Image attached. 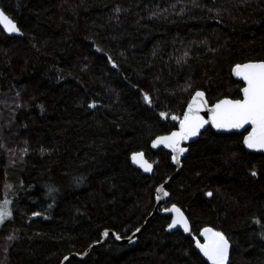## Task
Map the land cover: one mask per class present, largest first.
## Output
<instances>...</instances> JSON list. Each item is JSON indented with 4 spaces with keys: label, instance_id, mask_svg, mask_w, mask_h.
<instances>
[{
    "label": "trees",
    "instance_id": "obj_1",
    "mask_svg": "<svg viewBox=\"0 0 264 264\" xmlns=\"http://www.w3.org/2000/svg\"><path fill=\"white\" fill-rule=\"evenodd\" d=\"M1 6L24 36L0 27V203L9 199L12 211L0 227V264H60L104 230L125 237L143 225L175 171L152 141L179 126L172 116L183 118L197 90L210 104L242 98L233 67L264 61V0ZM247 132L204 131L136 243L110 235L66 264H210L195 247L204 227L229 239L227 264H264V152L244 147ZM140 151L154 162L150 175L131 163ZM173 204L189 232L169 230L164 209Z\"/></svg>",
    "mask_w": 264,
    "mask_h": 264
},
{
    "label": "snow or ice",
    "instance_id": "obj_2",
    "mask_svg": "<svg viewBox=\"0 0 264 264\" xmlns=\"http://www.w3.org/2000/svg\"><path fill=\"white\" fill-rule=\"evenodd\" d=\"M116 11L119 12L120 9L117 8ZM0 25L9 34L21 33V29L17 26L14 19L3 8H0ZM115 66L113 64V67ZM233 72L245 82V86L241 90L243 93L242 99L233 100L225 98L219 100L210 109V120H206L200 115L201 109L207 104L205 93L197 90L188 102L187 109L183 113V118L181 119L175 115L172 116V120L179 121V130L172 131L164 136H158L153 140L152 146L164 145L171 149L173 153L172 159L179 162V155L188 151L187 148L181 146L182 142L196 136L205 124L211 122L217 129H241L245 125H251V131L243 138V144L249 149L264 150V61L236 64ZM143 98L147 103H152L148 93H144ZM89 107H95V103L90 104ZM166 115V113H160L161 117H166ZM131 159L143 168L145 172L152 171V165L143 160V153H134ZM251 176L256 177L257 172L255 170L251 171ZM82 179L79 178L77 183ZM48 191L51 194L54 189L49 187ZM165 195L167 196L168 193H165ZM205 195L213 197L214 194L212 191H208ZM7 205L8 201L0 205V224L12 216V212ZM164 211H170L176 214L168 225L169 229L177 225H183L185 232L190 231L187 218L175 204L170 209H164ZM32 215L37 216L39 213L34 212ZM256 222L258 223L259 221ZM136 231L138 232L140 229L138 228ZM200 234L203 236L204 242L201 243L197 239L195 243L196 248L200 250L203 256L211 264H227L229 257V239L225 234L211 227H204ZM104 235L107 236L109 233L105 231ZM116 238L120 239V236L117 235ZM67 259L68 257H65V260Z\"/></svg>",
    "mask_w": 264,
    "mask_h": 264
},
{
    "label": "water",
    "instance_id": "obj_3",
    "mask_svg": "<svg viewBox=\"0 0 264 264\" xmlns=\"http://www.w3.org/2000/svg\"><path fill=\"white\" fill-rule=\"evenodd\" d=\"M0 8H2V6H1V0H0ZM11 18H12V17H11ZM14 21H15V20H14ZM15 22H16L17 26L19 27L18 22H17V21H15ZM0 27L3 29V26H2V25H0ZM19 28H20V27H19ZM5 33H6L7 35H9V36H18V37H22V36H24L22 30H21V33H20V34H17V33L9 34V33H7L6 31H5ZM249 62H260V61H249ZM249 62H245V63H249ZM242 64H244V63H242ZM234 67H235V66H234ZM234 67H233V68H234ZM232 73H233L234 78H235L236 80H238V81H242V82L244 83V86H245V82H244L240 77L236 76L235 73L233 72V70H232ZM199 91H203V90H199ZM203 92L205 93V91H203ZM194 94H195V93H194ZM194 94H193V95H194ZM191 98H192V97H191ZM225 98H228V97H225ZM225 98H222V99H225ZM242 98H243V93H242ZM242 98H239V99H242ZM205 99L207 100V104L205 105V107H203V108L201 109V111H200V115L203 116L206 120H210V109L212 108V106H213L216 102L213 103V104H210V102L208 101V99H207V97H206V93H205ZM228 99H232V98H228ZM190 100H191V99H190ZM220 100H221V99H220ZM233 100H236V99H233ZM218 101H219V100H218ZM218 101H217V102H218ZM186 109H187V106H186V108H185V111H186ZM209 128L213 129L215 132H225V133H243V132H245L246 130H248V132L251 131V125H245V127H244V128H241V129H217V128H215V127L211 124V122H209L208 124H205V126H204L202 129H200L199 133H198L196 136H193V137L189 138L187 141H183V142H182L181 146L187 148L188 151L185 152V153H183V154H181V155H179V157H178L179 162L174 161V160L172 159V155H173V153L171 152V149L165 147L164 145H157L156 147H153L152 144H151L152 149H153L154 151H157V150L163 148V149L167 150V151L171 154V163H172L173 166L175 167V171H174V173H173L171 176L167 177V178L165 179L164 182L160 183V184L157 186V188H156V197H155V206H154V209H153V211L151 212V214L147 217V219L145 220L144 224L138 227V228L140 229V231L137 232L136 230H134V231H132L129 235H127V236H125V237L120 236V239H117V238H116L117 235H118L117 232H115L114 230H109V229L104 230V231L102 232V237H101L100 241H97V242H94L93 244H91V245H90V246H89V247H88L83 253L73 252V253H71V254L66 255L65 257H68V259L65 260V257H64V258L62 259V261L60 262V264H66L67 261H68L71 257H73V256H75V257H77V258H79V259H84V258H86V257L91 253V251H92L95 247L104 244L110 235H111V236H112L117 242L122 243V244H134V243H136V242H137V239H138V235H139V234L145 229V227H146V223H147L150 219L154 218L158 212H160L161 206H162L164 203H166V202L169 201V199H170V195H171V194H170V192H169V190H168V186L172 183V180H173V179H174V178H175V177H176V176L182 171V168H183V160H184V158H185V157L188 155V153H189L190 145L193 144L194 142H196V141L200 138L201 134H202L204 131H206L207 129H209ZM177 130H179V126H178L176 129L172 130V131H177ZM172 131H171V132H172ZM248 132L245 134V136L248 134ZM169 133H170V132L165 133V134H160V135H158V136H164V135H167V134H169ZM158 136H156L155 139H156ZM245 136H244V137H245ZM155 139H154V140H155ZM152 142H153V141H152ZM244 147H245L247 150H250V151L264 152V150H260V149H249L246 145H244ZM134 153H143V160L147 161L149 164L152 165V171H151V172H145V171L143 170V168H141L138 164L134 163V162L132 161V159H131V163H132V165H133L134 167L140 168V169L143 170L146 174H149V175L152 174V173L154 172V167H155L154 162L150 161V160L148 159V157L146 156L145 152H143V151H140V152H134ZM134 153L131 154V157H132V155H133ZM158 189H159V191H157ZM165 193H168V195L166 196ZM157 197H159V199H157ZM175 205H176V204H175ZM171 206H172V205H171ZM171 206H170L169 208H167V209H170ZM176 206H177L178 208H180L181 211L184 213V216L187 218L188 223H189V228H190V221H189V219H188V216L186 215V213L184 212V210H183L181 207H179L178 205H176ZM165 213L172 215V218L176 215L175 213H172V212H170V211H168V212L165 211ZM138 228H137V229H138ZM178 229H183V225H177V226H175L174 228L169 229V230L174 231V230H178ZM183 230H184V229H183ZM105 231H107V232L109 233V235L105 236V235H104V232H105ZM118 236H119V235H118ZM201 237H202V240L198 239L197 237H196V240L198 239V240H200L201 243H203V242H204V238H203L202 235H201ZM195 247H196V244H195ZM196 249L200 252V250H199L198 248H196ZM229 249H230V243H229ZM200 253H201V252H200ZM201 255L203 256L202 253H201ZM203 257H204V256H203ZM204 258L207 260L206 257H204ZM207 261H208V260H207ZM208 263L211 264L210 261H208Z\"/></svg>",
    "mask_w": 264,
    "mask_h": 264
},
{
    "label": "rangeland",
    "instance_id": "obj_4",
    "mask_svg": "<svg viewBox=\"0 0 264 264\" xmlns=\"http://www.w3.org/2000/svg\"><path fill=\"white\" fill-rule=\"evenodd\" d=\"M5 201H8V205H7V207L11 210L10 200L7 199V198L4 199V200L0 203V205H3ZM11 212H12V211H11ZM7 219H8V218H7ZM7 219H6V220H7ZM6 220H5V221H6ZM5 221H4V222H5ZM4 222H3L2 224H0V227L4 224Z\"/></svg>",
    "mask_w": 264,
    "mask_h": 264
}]
</instances>
